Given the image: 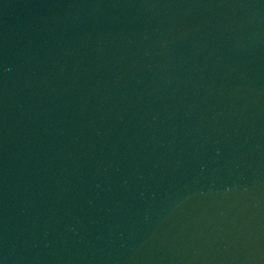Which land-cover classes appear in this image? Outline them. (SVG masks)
<instances>
[{"label": "water", "instance_id": "95a60500", "mask_svg": "<svg viewBox=\"0 0 264 264\" xmlns=\"http://www.w3.org/2000/svg\"><path fill=\"white\" fill-rule=\"evenodd\" d=\"M0 264H264V0H0Z\"/></svg>", "mask_w": 264, "mask_h": 264}]
</instances>
